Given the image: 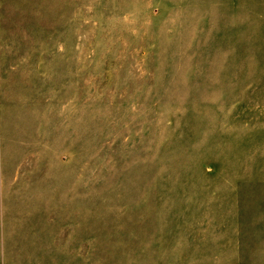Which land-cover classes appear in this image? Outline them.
<instances>
[{"label": "rangeland", "instance_id": "obj_1", "mask_svg": "<svg viewBox=\"0 0 264 264\" xmlns=\"http://www.w3.org/2000/svg\"><path fill=\"white\" fill-rule=\"evenodd\" d=\"M0 264H264V0H0Z\"/></svg>", "mask_w": 264, "mask_h": 264}]
</instances>
